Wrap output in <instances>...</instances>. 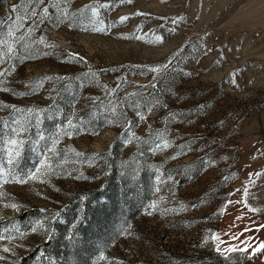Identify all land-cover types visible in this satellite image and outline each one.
<instances>
[{
    "label": "rangeland",
    "instance_id": "obj_1",
    "mask_svg": "<svg viewBox=\"0 0 264 264\" xmlns=\"http://www.w3.org/2000/svg\"><path fill=\"white\" fill-rule=\"evenodd\" d=\"M0 73V264H264V0H0Z\"/></svg>",
    "mask_w": 264,
    "mask_h": 264
},
{
    "label": "snow or ice",
    "instance_id": "obj_2",
    "mask_svg": "<svg viewBox=\"0 0 264 264\" xmlns=\"http://www.w3.org/2000/svg\"><path fill=\"white\" fill-rule=\"evenodd\" d=\"M40 2H42V0H40ZM122 2H124V0H122ZM127 2L128 3H131V0H127ZM93 11H95V9H93ZM44 12L47 13V8L44 9ZM32 15H36V13L33 11ZM120 19H121V21H123V20H126L127 17H121ZM21 38H23V37H21ZM157 39L159 40L161 38L158 37ZM0 75H3V74L0 73ZM11 143L13 145H15L17 143V141L16 140H12ZM17 155H18V153H17ZM257 175H259V174H257ZM33 178H35V177H33ZM244 191H245V193H247V189L246 188L244 189ZM229 203H232V202L229 201ZM253 211H257V210L256 209H253ZM220 214H223V209L220 210ZM0 238H2V237H0ZM237 238H238V236H234L233 237V239H237ZM212 239H219V235L218 234H213ZM217 250L218 251H223V252H228V251H233V250H237V249L235 247H231V248H224V249L221 250L220 247H219V245H217ZM239 250L246 252L247 251V248H243V249H239ZM261 250H264V242H262L258 247L252 249L253 253L259 252ZM3 251L4 252H7V251H9V249L7 247H5L3 249ZM0 259H3V257L0 256Z\"/></svg>",
    "mask_w": 264,
    "mask_h": 264
}]
</instances>
